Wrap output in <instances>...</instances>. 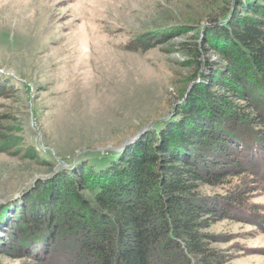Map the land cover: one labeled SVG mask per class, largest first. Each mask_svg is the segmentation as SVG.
<instances>
[{"label":"trees","instance_id":"trees-1","mask_svg":"<svg viewBox=\"0 0 264 264\" xmlns=\"http://www.w3.org/2000/svg\"><path fill=\"white\" fill-rule=\"evenodd\" d=\"M234 2L199 33L217 60L197 65L169 117L0 204V264H232L210 227L264 229L252 200L264 193V0ZM155 31L125 46L149 47Z\"/></svg>","mask_w":264,"mask_h":264},{"label":"rangeland","instance_id":"rangeland-1","mask_svg":"<svg viewBox=\"0 0 264 264\" xmlns=\"http://www.w3.org/2000/svg\"><path fill=\"white\" fill-rule=\"evenodd\" d=\"M234 3L0 0V202L169 117L197 65L207 72L217 60L199 33ZM152 30L149 47L125 46ZM252 200L264 206V193ZM209 231L232 264H264L256 222L224 219Z\"/></svg>","mask_w":264,"mask_h":264},{"label":"water","instance_id":"water-1","mask_svg":"<svg viewBox=\"0 0 264 264\" xmlns=\"http://www.w3.org/2000/svg\"><path fill=\"white\" fill-rule=\"evenodd\" d=\"M146 130V128L141 129L137 134H135L133 137L128 138L121 146L117 147L116 150L120 151L122 149H124L128 144H130L131 142H133L137 137H139V135ZM11 199V198H10ZM5 201H1L0 203L2 204Z\"/></svg>","mask_w":264,"mask_h":264}]
</instances>
